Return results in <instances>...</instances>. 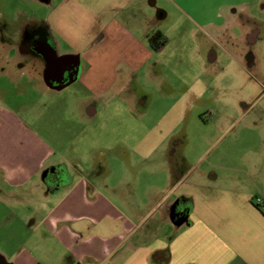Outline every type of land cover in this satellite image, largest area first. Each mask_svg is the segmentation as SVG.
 <instances>
[{"label": "rangeland", "instance_id": "1", "mask_svg": "<svg viewBox=\"0 0 264 264\" xmlns=\"http://www.w3.org/2000/svg\"><path fill=\"white\" fill-rule=\"evenodd\" d=\"M158 32L168 40L161 51L151 44ZM93 40L102 44L88 51ZM51 42L60 56L91 62L87 79L64 94L27 93L12 80L4 95L24 99L57 155L84 160L67 171L85 170L101 187L97 170L109 167L113 183L139 187L136 203L154 197L148 189L168 169L190 171L204 158L205 170L219 155L264 184V0H0V71L33 76L39 62L19 47L41 54L40 43ZM84 87L104 92L100 105L83 100ZM91 102L102 105L98 117L84 112Z\"/></svg>", "mask_w": 264, "mask_h": 264}, {"label": "crops", "instance_id": "2", "mask_svg": "<svg viewBox=\"0 0 264 264\" xmlns=\"http://www.w3.org/2000/svg\"><path fill=\"white\" fill-rule=\"evenodd\" d=\"M72 24L68 20L69 28ZM95 43L102 44L87 42L88 51ZM44 46L46 52L35 56L39 71L33 76L0 71V264H264V212L255 205L257 198L264 201V184L258 185L249 171L245 175L255 190L245 189L244 170L226 155L205 170L204 158L190 171L168 169L164 184L151 185L154 197L143 203L133 200L139 187L113 183L116 174L109 167L97 170V177H106L101 187L85 170L67 171L70 163L84 160L57 155L24 99L4 95L12 80L14 89L27 93L64 94L91 74V62L83 55L60 56L52 42ZM64 56L79 57L80 76L60 90L46 84L43 69ZM83 89L81 101L99 100L100 105L104 92ZM99 105L87 103L84 112L98 117ZM163 195L160 202L157 197ZM167 200L161 214L153 215ZM145 208L154 210L140 217ZM150 216L155 219L147 223Z\"/></svg>", "mask_w": 264, "mask_h": 264}, {"label": "water", "instance_id": "3", "mask_svg": "<svg viewBox=\"0 0 264 264\" xmlns=\"http://www.w3.org/2000/svg\"><path fill=\"white\" fill-rule=\"evenodd\" d=\"M64 64H72L73 68L75 69V73L73 76H71L70 81L67 84H63V80L65 78V72L67 69L60 68V66ZM57 75V76H56ZM80 76V62L79 57L76 56H64L60 58H56L55 60H52L45 72V82L48 86L54 88L55 83H58L59 86L57 89H64L68 85L72 84L76 79ZM57 77V78H56Z\"/></svg>", "mask_w": 264, "mask_h": 264}, {"label": "flooded vegetation", "instance_id": "4", "mask_svg": "<svg viewBox=\"0 0 264 264\" xmlns=\"http://www.w3.org/2000/svg\"><path fill=\"white\" fill-rule=\"evenodd\" d=\"M158 33H161V32H158ZM157 34V33H156ZM155 34V35H156ZM253 39H254V36H251V39H250V41L251 42H253ZM255 40V39H254ZM40 44H43V45H41V46H39L40 47V53H44V51L46 52V49L44 48L45 46V43H40ZM37 48V47H36ZM36 48H34V50H32V52H30V49H29V52H28V54L29 55H31V56H37L38 55V53L39 52H37V51H35L36 50ZM19 50H20V55L21 56H26L25 54H24V52L25 51H27L26 50V47H24L23 45H21L20 47H19ZM28 56V55H27ZM45 67H44V69H43V74H44V76H45V73L44 72H46V70H47V68H48V66L49 65H44ZM62 69V68H65V69H67V71L65 72V78H64V80H63V84H67L69 81H70V79H71V76H73L74 75V73H75V69H72L73 68V65L72 64H64V65H62V66H60L59 67V69ZM57 76V75H56ZM57 78V77H56ZM55 85L58 87L59 86V84L58 83H55Z\"/></svg>", "mask_w": 264, "mask_h": 264}, {"label": "trees", "instance_id": "5", "mask_svg": "<svg viewBox=\"0 0 264 264\" xmlns=\"http://www.w3.org/2000/svg\"><path fill=\"white\" fill-rule=\"evenodd\" d=\"M151 44H152V47L155 49V51H161L167 46L168 40L164 36V34L157 33L151 39Z\"/></svg>", "mask_w": 264, "mask_h": 264}, {"label": "built area", "instance_id": "6", "mask_svg": "<svg viewBox=\"0 0 264 264\" xmlns=\"http://www.w3.org/2000/svg\"><path fill=\"white\" fill-rule=\"evenodd\" d=\"M255 205L260 208L262 210V212H264V201L260 198H257L255 200Z\"/></svg>", "mask_w": 264, "mask_h": 264}]
</instances>
